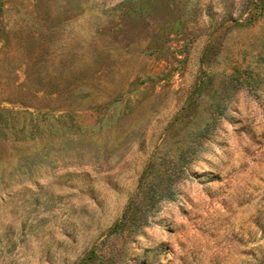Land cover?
<instances>
[{
  "label": "rangeland",
  "instance_id": "rangeland-1",
  "mask_svg": "<svg viewBox=\"0 0 264 264\" xmlns=\"http://www.w3.org/2000/svg\"><path fill=\"white\" fill-rule=\"evenodd\" d=\"M0 264H264V0H0Z\"/></svg>",
  "mask_w": 264,
  "mask_h": 264
}]
</instances>
